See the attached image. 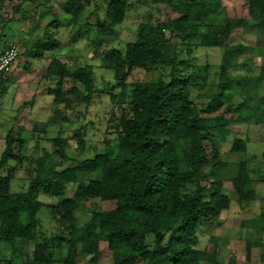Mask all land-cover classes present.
I'll use <instances>...</instances> for the list:
<instances>
[{"label": "trees", "instance_id": "trees-1", "mask_svg": "<svg viewBox=\"0 0 264 264\" xmlns=\"http://www.w3.org/2000/svg\"><path fill=\"white\" fill-rule=\"evenodd\" d=\"M87 1L67 0V5L79 15ZM103 1L108 23L98 21L97 31H112L125 21L129 0ZM153 2L178 15L143 21L136 37L126 43L124 50L103 51V67L112 69L116 78L113 90L106 91L113 104L111 128L115 136L106 143L116 142L114 156L97 154L66 167L71 160L66 152L71 138L84 149L85 131L80 127L71 138L59 133L49 139L55 150L39 158L29 187L13 191L11 182L18 166L11 162H23L22 152L28 139L14 135L13 131L7 135L0 158V244L5 242L11 247V256L1 254L0 245V264L4 261L54 264L53 245L67 247L62 264H81L82 257L97 264L102 241L108 243L113 264H200L201 261L222 264L215 251L198 248L199 229L220 218L231 206L220 179L221 173L230 167L220 154L227 127L249 123L259 111L252 103L254 95L246 92L250 80L236 77L230 70L239 66L248 50H261V46L252 48L243 42L234 43L233 33L249 26L264 28V0H246L249 17L225 16L221 0ZM65 10L69 11L66 6ZM53 22L56 19L49 25ZM78 35H82L81 31L72 37ZM47 39L42 37L35 44L39 47L29 46L30 50L25 48L21 52L40 60L56 51L49 53L50 61L43 74L53 80L49 89L53 95V116L42 125L35 124L37 131H42L43 125L68 121L65 114L68 110L90 104L98 92L93 65L73 66L62 60L58 55L63 47L61 40L56 36ZM14 43H5L0 37V49ZM201 47L223 49L220 63L213 67L209 63L198 65L196 52ZM30 66L32 63L28 62L24 68ZM141 69L159 73L154 80L130 81L132 74ZM212 70L217 78L215 90L203 93L208 101L199 106L192 99V90L208 84ZM263 79L264 62L252 84L255 90L261 87ZM69 81L71 85L66 87ZM3 82L4 79L0 85ZM236 91L244 94V99L235 103L231 98ZM118 107L121 111L116 115L114 108ZM15 144L19 146L16 153ZM247 149L246 140L234 139L231 151L246 154L237 163V173L232 177L241 204L256 198ZM49 160L52 161L48 163ZM210 164L211 169L205 173ZM209 178H213L209 185L203 184ZM68 184H76L72 196H65ZM190 184H195V189L186 191ZM39 194L59 199L50 204L48 212L56 221L59 233L36 242L30 254L22 244L37 237L43 207ZM89 199L114 201L115 207L105 211L93 204L90 218L79 226L76 212ZM254 226L264 232V224ZM253 244L247 241L248 261Z\"/></svg>", "mask_w": 264, "mask_h": 264}, {"label": "rangeland", "instance_id": "rangeland-1", "mask_svg": "<svg viewBox=\"0 0 264 264\" xmlns=\"http://www.w3.org/2000/svg\"><path fill=\"white\" fill-rule=\"evenodd\" d=\"M224 8V15L227 17H249L246 0H221ZM68 8L69 11L65 10ZM106 4L103 0H89L85 5L82 14L75 15L71 6L67 5V0H4L0 4V37L5 43L16 42L21 46V51L35 46L37 40L51 37L61 40L62 51L58 54L62 60L68 61L73 66L93 65L97 82L98 92L93 101L88 105H81L75 110H68L65 114L68 121H57L50 123L46 127L43 125L42 131H37L34 125L48 122L53 116V95L49 89L53 87V80L44 77L47 61L42 64L38 58H28L21 54V66L10 79H5L0 85V158L6 147V137L10 131L14 135L24 136L28 139V145L23 149L22 163L12 161V165H17V175L11 182L13 191H22L29 187L30 179L35 176L39 158L45 157L46 153H53L55 148L49 141L50 138L61 133L63 136L72 137L77 129L84 127L86 146L81 149L77 140L71 138L66 152L71 158L66 165H73L84 159L92 158L97 154H116L115 143H106L115 137L112 134V107L106 91H111L112 85L116 84L115 73L112 69L103 67L102 55L109 49L124 50L126 43L133 41L136 37L139 24L143 21L164 20L176 17L178 14L168 9L163 4H156L153 0H129V7L125 21L104 32L97 31L98 21L108 23L105 17ZM56 19L49 25V22ZM77 31H81V36L72 37ZM46 35V36H45ZM234 43L243 42L248 47L261 46V50H248L241 58L239 66L230 70L232 75L247 77L246 92L254 95L253 105L259 107L256 116H252L247 122L241 124H231L227 127L224 139L220 144V154L222 159L230 165L228 171H223L220 175L222 180V190L230 200L231 206L224 211L220 218L210 224H206L199 229L200 243L198 248L206 252H216L217 259L222 264H264V232L257 225L262 222L252 223L264 218V79L260 88L255 90L252 86L261 71L264 62V28L249 26L246 29H238L233 33ZM2 43V42H1ZM25 44V45H24ZM75 46V47H74ZM104 51V52H103ZM52 52V53H51ZM49 52L51 55L56 51ZM31 52H29V55ZM48 54V60L51 56ZM223 49L219 47H201L196 52V63L212 67L220 63ZM32 56V55H31ZM33 63L29 69L24 68L26 60ZM47 58V57H46ZM200 65V66H201ZM203 67V66H202ZM33 68V70H32ZM204 69V68H203ZM202 69V70H203ZM159 71L144 69L135 71L130 77V81L154 80ZM238 77V76H236ZM253 78V79H251ZM216 76L213 70L209 75L208 84L193 88L192 99L199 106L207 103L208 98L204 95L215 90ZM204 83V81H203ZM71 82L66 84L70 87ZM120 90V86H119ZM115 90V91H119ZM105 91V92H103ZM204 93V95H202ZM28 103H24L25 100ZM244 99V94L236 93L232 96L233 102ZM27 102V101H26ZM116 115L120 113V107L114 108ZM218 113H222V110ZM227 117H230L227 115ZM45 128V129H44ZM241 138L247 141V158L251 162L250 174L254 181L256 198L248 203L241 204L234 188L232 177L237 173L238 162L241 161L245 153L232 152L234 139ZM19 151L18 144L14 146V152ZM52 160H49L51 162ZM212 164L206 167L205 173L211 169ZM213 178L203 181L209 185ZM76 184H68L65 196H72ZM195 184L188 186L189 190L195 189ZM39 199L43 202L40 211V226L35 241L23 243L22 245L31 254L36 242L49 239L59 233L58 225L48 214L50 204L58 202V198L39 194ZM100 207L102 210H111L115 207L114 201H100L89 199L81 203L80 210H77V225H83L90 218V207L92 205ZM251 240L255 244L252 246L251 260L247 259L246 245ZM262 244H256L257 241ZM1 254L11 256V247L1 242ZM51 256L55 259L54 264H62L66 255L67 247L52 246ZM20 258H15L19 261ZM81 264H91L88 258H81ZM3 264H7L4 261ZM97 264H113L112 252L106 241L100 243V258ZM200 264H212L201 261Z\"/></svg>", "mask_w": 264, "mask_h": 264}, {"label": "built area", "instance_id": "built-area-1", "mask_svg": "<svg viewBox=\"0 0 264 264\" xmlns=\"http://www.w3.org/2000/svg\"><path fill=\"white\" fill-rule=\"evenodd\" d=\"M20 52V46L15 43L9 48L0 49V82L14 71Z\"/></svg>", "mask_w": 264, "mask_h": 264}, {"label": "crops", "instance_id": "crops-1", "mask_svg": "<svg viewBox=\"0 0 264 264\" xmlns=\"http://www.w3.org/2000/svg\"><path fill=\"white\" fill-rule=\"evenodd\" d=\"M14 43V42H13ZM20 58H21V56H20ZM26 60V58H24V61ZM43 60H45V61H47L48 63H49V61H50V59L48 60V58H43ZM43 60H39L40 61V63L42 64V61ZM28 62H30L29 60H26V63L25 64H27ZM31 63V62H30ZM43 65V64H42ZM48 65V64H47ZM47 65L45 66V69L47 68ZM20 66H21V60L19 59V61H18V63L16 64V66H15V69H14V71L10 74V75H8L7 77H5L4 78V80L5 79H10L11 77H12V75L14 74V72L18 69V68H20ZM32 67L33 68H35L34 66H33V63H32ZM33 68H32V70H33ZM46 71V70H45ZM45 71H44V73H45ZM30 100V99H29ZM28 99L27 100H25V102L26 101H29Z\"/></svg>", "mask_w": 264, "mask_h": 264}, {"label": "clouds", "instance_id": "clouds-1", "mask_svg": "<svg viewBox=\"0 0 264 264\" xmlns=\"http://www.w3.org/2000/svg\"><path fill=\"white\" fill-rule=\"evenodd\" d=\"M15 44H18V43L15 42ZM18 45H19V44H18ZM19 46H20V45H19ZM20 49H21V46H20ZM21 52H22V51H21ZM21 52H20V56H21ZM19 59H20V58H19ZM18 61H19V60H18ZM17 63H18V62H17ZM6 77H7V76H6Z\"/></svg>", "mask_w": 264, "mask_h": 264}]
</instances>
